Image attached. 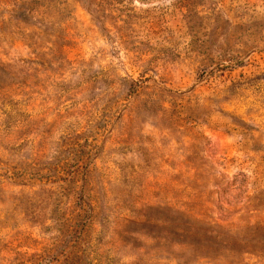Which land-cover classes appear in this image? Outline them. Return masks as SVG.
I'll use <instances>...</instances> for the list:
<instances>
[{
    "label": "rangeland",
    "instance_id": "rangeland-1",
    "mask_svg": "<svg viewBox=\"0 0 264 264\" xmlns=\"http://www.w3.org/2000/svg\"><path fill=\"white\" fill-rule=\"evenodd\" d=\"M0 264H264V0H0Z\"/></svg>",
    "mask_w": 264,
    "mask_h": 264
},
{
    "label": "trees",
    "instance_id": "trees-1",
    "mask_svg": "<svg viewBox=\"0 0 264 264\" xmlns=\"http://www.w3.org/2000/svg\"><path fill=\"white\" fill-rule=\"evenodd\" d=\"M179 226L181 228V230H179V233H181L182 235L188 234V229L191 230V227L186 228L187 227V224H180Z\"/></svg>",
    "mask_w": 264,
    "mask_h": 264
}]
</instances>
